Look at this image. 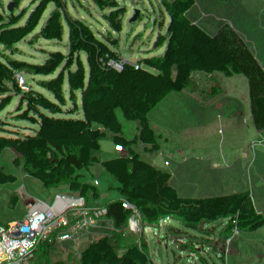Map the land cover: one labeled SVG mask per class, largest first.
Here are the masks:
<instances>
[{
  "label": "trees",
  "instance_id": "obj_1",
  "mask_svg": "<svg viewBox=\"0 0 264 264\" xmlns=\"http://www.w3.org/2000/svg\"><path fill=\"white\" fill-rule=\"evenodd\" d=\"M243 1L157 0L154 9L145 10L128 5L125 0H115V10H136L149 27V31L133 29L140 39V46L128 50L129 63L146 69L161 90L172 82L167 69L168 56L172 54L191 58L206 73L227 74L244 68L255 80L263 79L264 41L258 26L246 32L252 38L250 41L227 46L208 38L203 32V28L211 30L220 42L233 38L234 25L223 30L212 24L231 21L244 9ZM108 27L107 20L101 15L78 16L70 9L62 8L49 18L31 19L29 27L22 32L0 36V82L7 79V74L2 71L5 63L19 90L25 114L50 122L62 140L71 138L65 148L76 161L82 160L87 138L81 137L75 127H67L70 119L77 116L67 89L86 67L90 68L96 62L89 38L106 33ZM43 55L56 66L45 86L49 95L47 107L55 109V119L37 111L23 93L24 67L29 64L36 70ZM87 87L106 100L100 74H92ZM115 125L130 147L127 165L119 166L116 176L127 174V179L124 185L105 188L99 194L83 192L79 183L60 170L50 155L30 144L26 126L9 110L6 98L0 95V153L9 136L15 137L0 161V169L22 171L24 151L29 157V183L12 182L0 194V205L8 206L20 199L16 208L0 211V216L15 228L13 231L0 222V264H83V255L77 245L79 238L89 251L99 252L98 264H117L111 256L110 243L131 223L151 216L157 202L205 206L216 258L245 256L247 249L237 214L208 172L189 154L171 165L154 153L148 147L156 135L152 120L143 121L134 130L116 120ZM43 185L47 187L49 201ZM71 191L82 193L83 198L75 199ZM104 195L113 201L105 199ZM26 209L33 234L28 242L35 244L40 240L41 226L43 249L16 246L25 243L28 235L24 219Z\"/></svg>",
  "mask_w": 264,
  "mask_h": 264
},
{
  "label": "rangeland",
  "instance_id": "obj_2",
  "mask_svg": "<svg viewBox=\"0 0 264 264\" xmlns=\"http://www.w3.org/2000/svg\"><path fill=\"white\" fill-rule=\"evenodd\" d=\"M243 3L244 9L231 21L212 24L223 30L234 25L233 38L220 42L206 28H203L204 34L227 46L250 41L252 38L246 32L258 26L264 41V2L244 0ZM133 37L128 49L140 46V39ZM184 58L182 61L171 55L169 78L172 82L164 90L156 87L149 73L132 69L127 59L103 69L100 77L111 108L101 94L87 87L92 74L86 67L67 89L68 98L77 109V116L69 123L81 137L87 138L81 161L74 160L65 148L71 138L62 140L50 122L25 114L19 90L5 63L2 71L7 79L0 82V95L26 126L30 144L50 155L60 170L79 183L83 192L94 194L122 186L127 179V174L116 176L119 166L127 165L130 147L115 120L125 122L129 130H134L142 119H155L157 134L148 147L171 165L189 154L208 172L236 212L247 249L245 256L217 259L205 206L157 202L151 216L131 223L110 243V253L117 264H264V78L257 81L244 68L227 74L206 73L191 58ZM29 74L28 67H24L22 85L26 89L30 88L32 79ZM33 77L37 83L41 81L37 73ZM49 109L44 112L55 119V109L54 112ZM14 138L9 136L0 161ZM97 140L99 148L92 151ZM24 157L22 171L0 169V194L12 182L29 183V157L25 151ZM43 190L49 201L46 185ZM19 203L20 199L8 206L0 205V211L14 209ZM24 219L28 235L25 243L16 246L43 249L41 224L40 240L31 244L28 240L33 234L27 209ZM0 222L15 231L13 224L1 216ZM77 245L83 264L99 263L98 251H89L81 238ZM58 257L64 259L61 255Z\"/></svg>",
  "mask_w": 264,
  "mask_h": 264
},
{
  "label": "built area",
  "instance_id": "obj_3",
  "mask_svg": "<svg viewBox=\"0 0 264 264\" xmlns=\"http://www.w3.org/2000/svg\"><path fill=\"white\" fill-rule=\"evenodd\" d=\"M23 3L0 15V36L19 33L29 27V16L49 18L62 8H68L78 16H86L96 13L107 20L109 27L106 33H98L89 38V43L94 48L95 64L89 69L91 74H100L108 67L128 59V44L133 43L134 28L149 31L143 15L136 11H121L114 9L115 0H22ZM128 5L152 10L157 0H125ZM132 23V27H130ZM153 38V35H151ZM55 65L47 56H41L37 62L36 72L43 82L37 85L33 92L23 89L26 101L32 104L37 111L47 110L49 95L46 91L45 82L55 69ZM44 118H37L43 121ZM67 127H72L67 123ZM70 194L77 200L83 198L82 193L71 191Z\"/></svg>",
  "mask_w": 264,
  "mask_h": 264
},
{
  "label": "crops",
  "instance_id": "obj_4",
  "mask_svg": "<svg viewBox=\"0 0 264 264\" xmlns=\"http://www.w3.org/2000/svg\"><path fill=\"white\" fill-rule=\"evenodd\" d=\"M21 3H23L22 2V0H0V15L1 14H3V13H5V12H7V11H9V10H11V9H13V8H15L16 6H18L19 4H21ZM172 55H175L176 57H179V59H181L182 61L183 60H185V58H184V56H180V55H176V54H172ZM170 57H171V55H169L168 56V60H167V69H168V76H169V59H170ZM128 60V59H127ZM129 62V61H128ZM27 67H28V69H29V76L30 77H32V79H30V81H29V86H30V88L29 89H26V88H24V89H26L29 93H31V92H33V90L36 88V86L37 85H40V84H42L43 82H38L37 83V81L36 80H34V77H33V75L35 74V73H37L36 72V70H34V68L31 66V65H26ZM25 66V67H26ZM132 66V65H131ZM132 69H136V70H138V72L137 73H141V74H143L144 72H146V73H149L146 69H139V68H136V67H133L132 66ZM235 71H238V70H235ZM149 75H150V73H149ZM153 82H154V80H152ZM155 83V82H154ZM45 84V86H47V83L45 82L44 83ZM43 85V84H42ZM156 85V84H155ZM156 87L157 88H159L157 85H156ZM105 90V89H104ZM162 94V93H161ZM105 96H106V105H107V107L108 108H111L110 107V99L108 98V96H107V93H106V91H105ZM162 96H163V94H162ZM50 111L52 110H54V109H49ZM110 110V109H109ZM54 112V111H53ZM111 115V114H110ZM151 117V116H150ZM148 119H149V117H148ZM145 120H147V118H144V119H142L141 121H139L138 123H137V127L143 122V121H145ZM150 120H152L153 121V123H154V126H155V129H156V131H157V128H156V121H154L155 119H150ZM124 125H125V127L128 129H131L130 128V126H128L125 122H122ZM136 127V128H137ZM157 134V133H156ZM156 136V135H155ZM154 136V137H155ZM150 143V142H149ZM149 143H148V145H149ZM157 154V153H156Z\"/></svg>",
  "mask_w": 264,
  "mask_h": 264
},
{
  "label": "water",
  "instance_id": "obj_5",
  "mask_svg": "<svg viewBox=\"0 0 264 264\" xmlns=\"http://www.w3.org/2000/svg\"><path fill=\"white\" fill-rule=\"evenodd\" d=\"M33 18H41L40 16H29L28 19H33ZM100 141L97 140L94 147L92 148V151H96L99 148Z\"/></svg>",
  "mask_w": 264,
  "mask_h": 264
}]
</instances>
